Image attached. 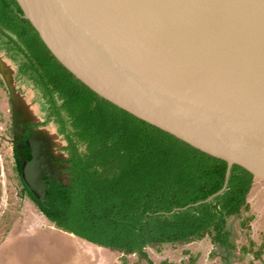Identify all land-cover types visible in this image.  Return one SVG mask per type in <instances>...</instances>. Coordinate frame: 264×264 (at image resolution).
I'll use <instances>...</instances> for the list:
<instances>
[{
	"label": "water",
	"instance_id": "95a60500",
	"mask_svg": "<svg viewBox=\"0 0 264 264\" xmlns=\"http://www.w3.org/2000/svg\"><path fill=\"white\" fill-rule=\"evenodd\" d=\"M16 1L97 94L226 161L222 187L194 205L225 190L233 164L264 179V0ZM0 70L13 106L29 113L1 58ZM35 154L22 177L42 200L54 176Z\"/></svg>",
	"mask_w": 264,
	"mask_h": 264
},
{
	"label": "trees",
	"instance_id": "16d2710c",
	"mask_svg": "<svg viewBox=\"0 0 264 264\" xmlns=\"http://www.w3.org/2000/svg\"><path fill=\"white\" fill-rule=\"evenodd\" d=\"M0 32V44L11 59L21 57L19 75L41 94L67 142L66 178L47 179L44 199L21 180L47 219L90 243L145 259L146 246L205 234L233 246L226 218L248 209L252 173L233 164L225 190L194 205L222 187L225 160L97 94L53 55L16 0H0ZM15 154L21 176L24 160Z\"/></svg>",
	"mask_w": 264,
	"mask_h": 264
},
{
	"label": "rangeland",
	"instance_id": "374dc122",
	"mask_svg": "<svg viewBox=\"0 0 264 264\" xmlns=\"http://www.w3.org/2000/svg\"><path fill=\"white\" fill-rule=\"evenodd\" d=\"M0 58L7 65L15 95L44 116L45 102L33 83L15 77L21 57L11 59L0 44ZM8 109L9 100L0 85V264H264V249L259 257L254 252L258 246L264 247V179L258 177L247 194L248 209L226 218L232 247L213 242L205 234L190 242L146 246L145 259L136 254L122 255L57 228L21 193L11 143L4 136L11 137Z\"/></svg>",
	"mask_w": 264,
	"mask_h": 264
},
{
	"label": "flooded vegetation",
	"instance_id": "af4514ba",
	"mask_svg": "<svg viewBox=\"0 0 264 264\" xmlns=\"http://www.w3.org/2000/svg\"><path fill=\"white\" fill-rule=\"evenodd\" d=\"M0 35H2V32H0ZM17 71H18V65H17ZM0 74H1L0 85L3 87V90L5 91L8 97L9 100L8 111L10 114L9 128H10L11 137H7L6 134H4V136L6 140L10 141L11 143L13 170L15 172L18 183L20 184L21 193L27 196V194L24 193L26 192V190L21 181L23 180L24 182V179H22L23 178L22 174L21 176H19L15 170V166H16L14 161V158L16 156L15 153L18 154L17 155L18 158L26 162L28 160H31L34 156L33 155L34 152H36L35 154L36 159H45V161L47 162V165L44 164L40 165V167L43 168L47 167V169H49L50 172L45 173V175L54 176L52 180H64L67 174L66 167H68L69 165L67 163L68 153L65 149L67 142L63 138V136L58 132L57 125L52 120H50V114L46 103H44L45 104L44 116L39 115V113L37 114L32 108V106L28 105L29 103L27 104L24 100L23 101L29 106V113H27V111L25 112L24 108L22 107L17 108L13 106V102L11 100L8 90V84L4 78V75L1 72ZM15 77L18 80L22 78L18 72L17 75H15ZM39 95L40 98L43 100L40 93ZM43 102L45 101L43 100ZM34 103H36V105L38 106L36 100L34 101ZM17 105L19 104L17 103ZM50 124L52 125L53 128H50L49 126ZM1 132L5 133L4 129ZM47 179H51V178L46 176L43 180L46 182ZM27 188L30 189L28 186ZM28 199L33 203H35L31 198L28 197Z\"/></svg>",
	"mask_w": 264,
	"mask_h": 264
}]
</instances>
